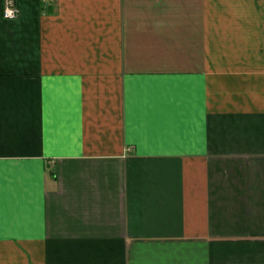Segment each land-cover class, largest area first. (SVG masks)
<instances>
[{
    "label": "crops",
    "instance_id": "1",
    "mask_svg": "<svg viewBox=\"0 0 264 264\" xmlns=\"http://www.w3.org/2000/svg\"><path fill=\"white\" fill-rule=\"evenodd\" d=\"M0 0V264H264V0Z\"/></svg>",
    "mask_w": 264,
    "mask_h": 264
},
{
    "label": "built area",
    "instance_id": "2",
    "mask_svg": "<svg viewBox=\"0 0 264 264\" xmlns=\"http://www.w3.org/2000/svg\"><path fill=\"white\" fill-rule=\"evenodd\" d=\"M4 8L3 14L6 18H15L18 14L16 7L14 6L13 0H3Z\"/></svg>",
    "mask_w": 264,
    "mask_h": 264
}]
</instances>
